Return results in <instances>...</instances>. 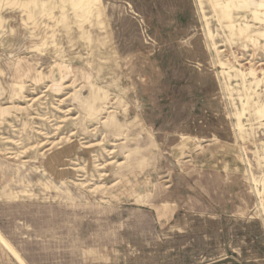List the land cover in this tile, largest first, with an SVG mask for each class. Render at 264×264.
<instances>
[{"label": "rangeland", "instance_id": "rangeland-1", "mask_svg": "<svg viewBox=\"0 0 264 264\" xmlns=\"http://www.w3.org/2000/svg\"><path fill=\"white\" fill-rule=\"evenodd\" d=\"M261 1L0 0V233L26 264H264Z\"/></svg>", "mask_w": 264, "mask_h": 264}, {"label": "bare ground", "instance_id": "bare-ground-1", "mask_svg": "<svg viewBox=\"0 0 264 264\" xmlns=\"http://www.w3.org/2000/svg\"><path fill=\"white\" fill-rule=\"evenodd\" d=\"M241 1V0H240ZM243 2H245L248 6L252 5L255 6L253 4H251L250 0H243ZM242 3V2H241ZM256 7V6H255ZM255 11V10H254ZM256 11L258 13H264V0H262L259 4V6L256 8ZM253 70V69H252ZM255 71H252V75L254 74ZM249 73V72H248ZM250 73V74H251ZM250 76V75H249ZM259 81V80H258ZM260 83V81H259ZM262 109V108H261ZM264 115V114H263ZM0 241L1 243L4 245V247L7 249V251L20 263V264H26L25 261L21 258L19 252L12 246L10 245L5 237L0 233Z\"/></svg>", "mask_w": 264, "mask_h": 264}, {"label": "crops", "instance_id": "crops-1", "mask_svg": "<svg viewBox=\"0 0 264 264\" xmlns=\"http://www.w3.org/2000/svg\"><path fill=\"white\" fill-rule=\"evenodd\" d=\"M251 1V4H253V5H255V3H254V0H250ZM1 244V243H0ZM2 245V244H1ZM10 256L13 258V260L16 262V263H18V264H20L11 254H10ZM0 262H1V260H0ZM2 264H6V263H2Z\"/></svg>", "mask_w": 264, "mask_h": 264}]
</instances>
